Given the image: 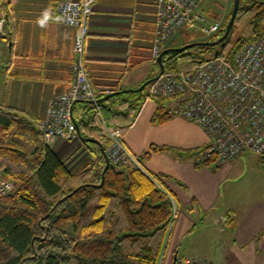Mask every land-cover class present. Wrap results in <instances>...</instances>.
<instances>
[{
    "label": "crops",
    "instance_id": "0c3cea01",
    "mask_svg": "<svg viewBox=\"0 0 264 264\" xmlns=\"http://www.w3.org/2000/svg\"><path fill=\"white\" fill-rule=\"evenodd\" d=\"M60 1L2 2L7 22L6 37L0 44V106L23 110L38 123L49 101L72 86L79 30L61 22ZM155 21V0H96L86 68L100 97L108 89H138L159 74L152 54ZM191 28H185L168 48L204 39L196 35L188 38ZM146 89L123 92L130 94L126 99L143 104L122 140L138 157L153 145L173 148L153 153L142 165L146 172L163 176L162 185L179 210L161 264H175L177 256L212 264H264V172L259 162L250 165L248 153H243L233 163L213 170L199 167L196 156L180 158L177 152L181 150L207 146L210 135L179 114L185 103L181 96L168 97L174 106L164 101L173 113L170 120L153 123L158 103L145 99ZM64 142L59 138L51 147L70 169L79 171L92 162L95 154L86 144L67 148Z\"/></svg>",
    "mask_w": 264,
    "mask_h": 264
},
{
    "label": "trees",
    "instance_id": "16d2710c",
    "mask_svg": "<svg viewBox=\"0 0 264 264\" xmlns=\"http://www.w3.org/2000/svg\"><path fill=\"white\" fill-rule=\"evenodd\" d=\"M232 10L233 6L219 31L206 40L225 33ZM258 39H264V0H241L225 42L169 53L163 61L169 71L192 69L216 51L234 61L245 43ZM128 95L117 94L98 108L85 101L75 103L73 113L82 135L101 141L79 137L95 154L79 171L70 169L45 143L38 120L23 110L0 106V166L16 186L10 194H0V264H161L174 223L173 196L163 187V176L144 172L130 159L106 169L110 140L104 124L125 134L143 104L126 99ZM152 99L158 103L152 122L170 120L173 113L164 97ZM205 148L177 154L197 158ZM172 149L153 145L136 158L144 166L153 153ZM259 166L264 172V154Z\"/></svg>",
    "mask_w": 264,
    "mask_h": 264
},
{
    "label": "built area",
    "instance_id": "2783aa9c",
    "mask_svg": "<svg viewBox=\"0 0 264 264\" xmlns=\"http://www.w3.org/2000/svg\"><path fill=\"white\" fill-rule=\"evenodd\" d=\"M203 0H155L156 21L153 57L157 60L163 50L185 29L203 19ZM233 6L234 0H225ZM0 0V44L6 37L7 16ZM96 0H61L58 11L64 25L78 28L75 38L73 80L71 88L53 97L38 126L49 146L59 138L79 142L73 107L79 101H96L100 94L92 86L86 68V53L90 22ZM232 2V4H230ZM223 15L213 24L203 27L204 40L217 33L225 20ZM111 93L106 90L102 95ZM146 96L184 98L179 114L198 123L210 135V142L196 162L210 163L215 170L224 163H233L245 152L264 154V39L245 43L230 61L224 56H211L189 70L169 71L151 82ZM146 99V100H147ZM97 108L99 103L94 104ZM104 130L110 140L106 156L116 166L130 159L141 168L136 156L123 143L121 128ZM144 172H146L144 170ZM148 173V172H146ZM15 183L7 179L0 166V194H10ZM173 200V221L178 206ZM175 264H212L207 260L177 256Z\"/></svg>",
    "mask_w": 264,
    "mask_h": 264
},
{
    "label": "water",
    "instance_id": "95a60500",
    "mask_svg": "<svg viewBox=\"0 0 264 264\" xmlns=\"http://www.w3.org/2000/svg\"><path fill=\"white\" fill-rule=\"evenodd\" d=\"M240 6H241V0H234V5H233V10H232V15L230 17V20L227 24V27H226V31L225 33L219 37L218 39H215V40H195V41H192V42H189V43H186L182 46H178V47H169V48H166L165 50H163L161 52V54L158 56L156 62L157 64H159V67H160V72L157 76H155L154 78H151L149 80H147L144 84H142V86H140L138 89H127V90H120V91H115V92H111L109 94H107L106 96L104 97H101L99 99H97L96 101H93V100H88V101H85L87 103H90V104H95V103H102L103 101H106L108 99H110L111 97L117 95V94H120V93H123V92H129V93H134V92H144V90L147 88V86L153 82L154 80H156L160 75H162L165 70H166V66H165V63L163 61V58L164 56H166L167 54L169 53H181V52H184L188 49H191L195 46H217L219 44H222L223 42L226 41V39L229 37L232 29H233V26L235 24V21H236V18L238 16V13H239V10H240ZM219 55V51H216L215 52V56H218ZM76 121V124H77V132H78V135L79 137L83 140V141H92V142H97L99 144H101V141L97 140L96 138H86L82 135L81 133V129H80V126L77 122V120L75 119ZM105 152V151H104ZM106 153V152H105ZM108 164H107V167L106 169L110 166L111 162L110 160L108 159ZM105 169V170H106Z\"/></svg>",
    "mask_w": 264,
    "mask_h": 264
},
{
    "label": "rangeland",
    "instance_id": "374dc122",
    "mask_svg": "<svg viewBox=\"0 0 264 264\" xmlns=\"http://www.w3.org/2000/svg\"><path fill=\"white\" fill-rule=\"evenodd\" d=\"M232 4V2L230 3ZM202 6H203V19L199 20L196 22V24L193 26V28L189 29L187 31V37H192L194 35H196L197 37L202 38L203 35V27L209 26L211 24H213L216 20L220 19L221 16L226 15L225 16V20L228 18L229 14H230V8L232 7L231 5H229L228 3H226L225 0H203L202 1ZM4 11V8H3ZM166 103L167 106H174L173 105V99L172 98H164L163 99ZM79 144V142H64L63 145H67V148L71 145H73L74 147ZM248 153L247 154V159L248 162L250 163H256L259 162L260 158H261V154H257V153H253V152H245ZM252 172L250 171V174ZM5 176V175H4ZM6 177V176H5ZM8 179V178H7ZM246 180L243 181V183Z\"/></svg>",
    "mask_w": 264,
    "mask_h": 264
}]
</instances>
